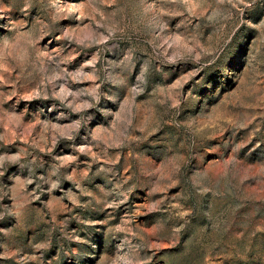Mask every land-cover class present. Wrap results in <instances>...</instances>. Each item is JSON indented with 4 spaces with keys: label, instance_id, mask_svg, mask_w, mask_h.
Instances as JSON below:
<instances>
[{
    "label": "rangeland",
    "instance_id": "374dc122",
    "mask_svg": "<svg viewBox=\"0 0 264 264\" xmlns=\"http://www.w3.org/2000/svg\"><path fill=\"white\" fill-rule=\"evenodd\" d=\"M0 264H264V0H0Z\"/></svg>",
    "mask_w": 264,
    "mask_h": 264
}]
</instances>
